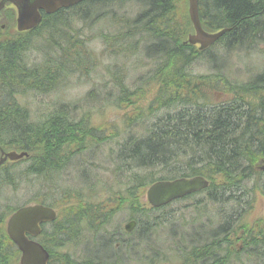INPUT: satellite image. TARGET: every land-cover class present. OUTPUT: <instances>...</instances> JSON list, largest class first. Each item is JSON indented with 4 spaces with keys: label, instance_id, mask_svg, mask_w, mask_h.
Returning a JSON list of instances; mask_svg holds the SVG:
<instances>
[{
    "label": "trees",
    "instance_id": "1",
    "mask_svg": "<svg viewBox=\"0 0 264 264\" xmlns=\"http://www.w3.org/2000/svg\"><path fill=\"white\" fill-rule=\"evenodd\" d=\"M134 1V5H139L140 11L136 12L134 18L125 16L119 21L126 26L124 31L121 27L120 30H122L115 36L102 34L104 43L111 52L122 53L125 58H130L131 55L140 57V43H145L147 38L150 44L148 43L147 49L146 44L144 45L146 56L155 58L157 62L148 80L158 96L146 110L151 113V111L169 107L170 111L161 115L146 116L147 118L155 117L153 122L146 126V130L151 126L148 130L149 136L139 138L134 136L119 143L115 158H119V162H126L127 167L143 168V178L135 189L139 186L140 190L155 179L200 175L210 180L209 186L202 191L206 193L204 195L206 200L218 201L223 205L222 201L240 200L234 194L240 189L237 187L238 184L247 175L258 174L255 164L264 157V68L254 78L241 85L234 87L229 85V90L234 94L233 99L219 105L206 106L204 105L206 98L198 90L201 78H195L190 73L189 75L188 68L185 66L193 61L196 55H212L214 46H221L228 51L244 49L248 52L264 44V0H198L199 19L205 30L217 31L230 27L229 31L203 51L186 43L187 34L192 32L187 13V0ZM116 3L123 5L125 2L124 0L120 2L118 0H84L73 7L44 15L37 28L26 32L16 31L15 12L9 3L0 10V24L6 25L4 30L0 29V147L16 151H43L41 155L33 157L35 164L30 167H27L26 158L2 164L0 190L10 186L16 188L19 180L30 174L46 172L44 177H47L49 171L58 172L59 168H63L69 161V157L65 154L63 163L54 166L53 162L61 160L58 156L60 146L66 143L82 147L84 143H87L84 138L82 139L85 131L82 137L79 133V129L83 126L78 123L70 124L61 116L67 117L69 110L75 111L70 105H62L55 112L50 113V115L55 113L60 115L56 114L38 124L29 120L27 108L15 100L14 95L27 89L40 93L49 92L59 78H56V75L61 69H64L66 73H74L81 66L82 58L90 62L94 60V56L84 52L85 40L79 29L74 28L73 22L81 21L86 26H90L105 20L108 17L104 12ZM93 13L95 17L89 19ZM8 30L9 32L6 33ZM34 35L43 37L44 42H48L46 49L43 50L44 53L48 54V47L55 49L54 65L50 64V59L43 62L41 66L25 67L23 65V50L28 47L29 39ZM60 58L65 61L64 67L57 61ZM172 71L175 73L170 75ZM114 84L118 91L119 105L131 106L133 90L125 88L121 77H114ZM90 94H93V90ZM170 97L175 99L172 101ZM173 103L181 104L179 108L171 111ZM186 103L189 104L187 108H184ZM93 135L96 136L92 138V143L95 144V141L99 139L94 133ZM251 136H255V140ZM106 139V137L102 138L101 142ZM16 167L19 170H15ZM155 171H162L164 174L157 176L154 174ZM258 188L264 192V182ZM58 189L61 197L62 190ZM129 199L130 202L123 204H128L131 215L135 214L137 206H140V210L145 213L154 211L149 207L142 208L138 194L135 198ZM31 201L56 206V203L39 197ZM246 203H249V198L238 203L241 205L239 210H236L237 205L233 204L232 209L227 211L235 213L236 216L234 228L225 235V238L230 240L231 233L236 236L242 235L239 228L245 227L250 233L255 230V236L252 234L245 236L247 241L254 240L251 241L254 245L264 240L262 239L264 230L254 229L255 227L242 220L241 210L249 205ZM96 207V212H73L65 218L60 214L54 222L43 229L40 240L50 252L49 264H75V259L69 253H56L54 249L63 247L67 242L77 238V231L84 229L81 226L82 222L86 224L88 231L93 233L96 241H106L108 244L104 251H94L98 259L107 260L104 261L106 264H110L112 253L117 254L124 249H127L128 253L137 254L138 259L146 257L140 254V241L143 240L154 249L153 242L148 239L156 238L153 231L155 221L151 223L150 220H143V217H140L142 231L140 237L143 238L139 240L132 238L133 233H130L131 237H129L121 229H117L116 236H108L101 234L103 230H98L97 227L89 230L86 223V221L98 222L103 218L100 206L96 205ZM15 208L10 206L8 210H0V264H17L19 251L4 230L5 218ZM222 212H225L224 209ZM72 217L75 218L74 221L70 220ZM103 225L104 223L99 227ZM181 238V240L184 239V237ZM115 241L120 243L118 251L113 249ZM262 250H264V244ZM186 255H188L187 252ZM256 256L264 257V254L258 253ZM186 257L182 259V264H197L196 262L186 263ZM149 259L151 260L149 263H152L157 261L159 256L155 254Z\"/></svg>",
    "mask_w": 264,
    "mask_h": 264
},
{
    "label": "rangeland",
    "instance_id": "2",
    "mask_svg": "<svg viewBox=\"0 0 264 264\" xmlns=\"http://www.w3.org/2000/svg\"><path fill=\"white\" fill-rule=\"evenodd\" d=\"M120 1L118 0V2ZM124 2L123 5H121L123 2L116 3L106 9L104 14L108 18L104 21L101 19L102 21L90 26H86L81 21L73 22L74 28L79 29L85 40L84 52L94 56L91 63H89L90 60L82 58L83 64L74 73H66L64 69H61L56 75V78H59L49 92L40 93L24 89L25 91L22 90L14 95L15 100L27 108L30 115L29 120L38 124L56 114L60 115V113L51 115L50 113L55 112L62 105H70L75 111L69 110L67 117L61 116L70 124L78 123L83 126L79 129V133L82 137L83 131H85L82 139L84 138L87 143H84L82 147H76L74 144L60 146L58 150L60 156H58L62 161L53 162L54 166L63 163L65 154L69 157V161L65 162L66 165L59 168L58 172L49 171L47 177H44L46 172L30 174L20 179L16 188L10 186L0 190V204L2 205L0 210H8L10 206L17 207L38 197L52 203L62 201L64 208L76 204V200H91L94 204L108 201L101 207L107 212L108 218H102L100 221L105 225L97 228L103 231H115L123 228V224L130 214L128 204L123 205V203L130 202L129 198H135L136 194L141 202L146 203V188L139 190L138 186L135 189V186L140 184L139 179L143 178V168L127 167L125 166L126 162H119V158L117 159L115 156L118 150L117 142L123 141L127 136L125 131L127 126L122 125L129 123L121 124L119 121L126 120L127 115L128 119L133 118L134 113L130 108H140V114L144 115L148 103L152 104L157 99V91H154L152 86H144L145 79L150 78L151 74L149 73L157 62L155 58L146 56L144 45L146 44L147 49L149 43L147 38L145 43H140V57L131 55L130 58H125L122 53H113L106 47L102 34L115 36L122 30H120L121 27L124 31L126 26L119 21L125 16L134 18L136 12L140 11L139 5H134V0H124ZM112 13H114L113 16ZM111 16L113 22L108 20ZM92 17H95L94 13L89 19ZM47 45L48 42H44L43 37L31 36L28 47L22 53L23 65L25 67L41 66L48 59H50V64L54 65L55 49L48 47V54L44 53L43 50ZM147 51L149 52V49ZM212 52V55H196L194 60L185 66L188 67V72L193 77L201 78L208 83V87L203 88V92L207 95L206 100L209 103L229 100L231 93L228 85L234 87L245 83L248 79L258 75L259 71L264 68V44H260L258 48L248 52L244 49L228 51L221 46H214ZM57 61L64 67L63 59L60 58ZM120 73L125 74L126 87L133 89V102L127 109L119 108V103L116 102L118 101V91L113 87L114 77ZM224 85L225 87H223ZM91 90H93V94H90ZM140 91L142 92L141 96ZM179 107L180 105H177L173 109ZM164 108L157 111L155 115L170 111L169 107ZM173 109L171 108V111ZM149 119L147 122H140V127L135 126L131 130L137 133L135 137L149 136L148 129L151 126L147 128V133L144 129L147 123L152 122L151 120H154L155 117ZM92 125L96 128L95 132ZM93 133L99 139V141H95V144L92 143ZM105 137L107 139L101 142V139ZM251 138L255 140V136H251ZM33 164H35L34 160L28 162L27 167ZM14 169L19 170L17 167ZM256 170L258 174L247 175L238 184L237 187L240 189L234 193L235 196L239 197V192L244 191L245 193L243 197L240 195V200L222 201L223 205L218 201L206 200L204 198L206 193L200 192L188 198L176 200L169 206L154 209L153 212H140L142 219L150 220L151 223L156 222L154 230L156 238L148 239L153 242V250L145 240L140 241V254L146 255V257L138 259L137 256H134L132 264H182L186 252H189L188 249H185V245H188L185 244L186 233L190 232L189 230L194 232L195 229V231H202L203 223L208 220L212 221L210 223L212 228L216 227L220 223L219 215L222 213V209L225 211L224 214L229 215L230 212L227 211L232 209L233 204L237 205L236 210L241 208L238 203L242 199L249 198V203H246L249 205L241 210L242 220L247 224H255L256 229L264 230V192L258 188L264 182V168L259 163ZM154 174L161 176L164 172L155 171ZM58 188L62 190L61 197ZM117 204L119 206H116ZM143 208L148 207L144 205ZM111 210H113L112 213H110ZM70 220L74 221L75 218L72 217ZM81 226L84 228L83 231H88L84 222L81 223ZM175 231L176 235L174 236ZM135 236L137 234L134 231L132 238H136ZM89 237L85 236L86 239ZM181 237L184 239L181 240ZM140 239L142 238L140 237ZM81 246H84L83 243L79 244V247ZM77 248L78 245L75 241L69 242L62 248L61 253H69L74 258ZM250 251L247 249L245 253L241 252V255L234 252L233 256H230L224 264H243V262L245 264H264V257L256 256L258 253L264 254V250ZM155 254H158L159 259L149 263L151 261L149 257H154ZM183 255L185 256L183 257Z\"/></svg>",
    "mask_w": 264,
    "mask_h": 264
},
{
    "label": "water",
    "instance_id": "3",
    "mask_svg": "<svg viewBox=\"0 0 264 264\" xmlns=\"http://www.w3.org/2000/svg\"><path fill=\"white\" fill-rule=\"evenodd\" d=\"M10 2L16 9V28L24 31L36 26L41 19V11L53 13L59 8L75 5L83 0H0V9L5 2ZM188 14L192 22L194 33L188 36L190 44H199V49H205L215 42L225 31L206 32L202 29L197 11V0H188ZM25 152L10 151L4 153L0 163L9 158L15 160L25 156ZM207 186V181L200 176L181 177L173 180H161L153 183L146 192L148 202L153 206H160L185 194L200 190ZM54 211L43 205H27L18 208L7 221V233L21 250L19 264H46L48 253L37 242L29 239L27 234L36 235L39 223L52 220ZM133 222L126 225L130 229Z\"/></svg>",
    "mask_w": 264,
    "mask_h": 264
},
{
    "label": "flooded vegetation",
    "instance_id": "4",
    "mask_svg": "<svg viewBox=\"0 0 264 264\" xmlns=\"http://www.w3.org/2000/svg\"><path fill=\"white\" fill-rule=\"evenodd\" d=\"M174 73L175 72L172 71L170 72V75H173ZM172 98L175 99V97H170L169 99L172 100ZM223 102L224 101H216V102L210 103V106L219 105V104H222ZM180 104L181 103H179L178 105ZM187 104L189 103L185 104L186 108H187ZM175 106H177L176 103L175 104L173 103L171 105V108L173 109V107ZM122 122L128 123L129 121L128 119H126V120H122ZM29 159H30L29 161H32L33 158L30 157ZM260 162L264 164V159H261ZM238 194H239V197L240 195H242V197L245 195L244 192H239ZM76 202L83 204V205L78 206L76 212H80V213H83L86 211L96 212V204H94L93 201L77 200ZM86 203H89L90 205H86ZM137 207H138L137 210L135 209V214L132 215L134 217L131 218L136 221V225L131 231H124L122 229V232H125V234L130 236V233L134 234V231H135L137 234V236L135 237L139 240L140 239V206H137ZM219 216L221 217L220 223L216 227L212 228L211 227L212 225L210 224L212 223V221L208 220L207 222L203 223V227H201L203 228L202 231H195L196 230L195 229L194 232L193 231L187 232L185 236V239H186L185 244H188V245L187 246L185 245V248L188 249L189 254L187 255L186 263L196 262L197 264H224L225 261L229 260L230 256H233L234 252H236L238 255H241L242 253H245L247 249L249 251L251 250L250 252L263 251L262 248H263L264 240L259 241L256 244L252 245L251 241H254V240L247 241L245 238L247 234H249V236L250 234H252V236H255L256 234L255 230L252 231V233H250V232H247V228L241 227L239 229L242 235L236 236L233 233H231L230 240L226 239L225 235L229 233L232 228H234V222H235L236 215L235 213H231V212L229 213V215H226L222 212ZM86 223L90 227V230H93L94 228L99 227L103 224L101 221H98V222L94 221L93 223H91L90 221H86ZM86 234L87 232L85 231H77L76 233L78 246L80 243H83L84 246H81L78 248V254L75 256L76 258L74 257L75 264H106V262L104 263V261H107V260H105L104 258L98 259L96 254L94 253V249L96 250L99 249L98 251L100 252L104 251L106 248L105 246H108V244H106V241H96L94 239H86L85 238ZM89 234L93 235L92 232H89ZM101 234H106V232H102ZM111 234L114 236L117 235V233L114 231H112ZM92 237L94 238V235ZM119 244H120L119 241L113 242V245H114L113 249L118 251ZM99 245H101V247ZM127 258H128V250L124 249L122 251H118L117 254L112 253L111 260L109 262L110 264H125ZM243 264L245 263L243 262Z\"/></svg>",
    "mask_w": 264,
    "mask_h": 264
},
{
    "label": "bare ground",
    "instance_id": "5",
    "mask_svg": "<svg viewBox=\"0 0 264 264\" xmlns=\"http://www.w3.org/2000/svg\"><path fill=\"white\" fill-rule=\"evenodd\" d=\"M154 33V32H153ZM150 44V43H149ZM26 51V50H25ZM25 57V56H24ZM220 58H221V56H220ZM219 58V59H220ZM225 58V57H224ZM223 61V60H222ZM221 61V62H222ZM215 62V61H214ZM190 64V63H189ZM188 66V65H187ZM211 67V66H210ZM188 68V67H187ZM212 69H214L213 67H212ZM225 69V68H224ZM166 71H168V70H166ZM224 71V70H223ZM214 72V71H213ZM168 73V72H167ZM217 75V74H216ZM180 88V87H179ZM172 100H173V98H172ZM176 101V100H175ZM179 101V100H178ZM188 102V101H187ZM178 103V102H177ZM185 107V106H184ZM191 109V108H190ZM245 110V109H244ZM249 111V110H248ZM186 112V111H185ZM254 114V113H253ZM187 115V114H186ZM246 115V114H245ZM263 116V115H262ZM222 118V117H221ZM250 118V117H249ZM222 120H223V118H222ZM225 121V120H224ZM262 121V120H261ZM250 123V122H249ZM245 124V123H244ZM244 129H246V128H244ZM92 130V129H91ZM251 132V131H250ZM87 133V132H86ZM147 133V132H146ZM93 135V134H92ZM137 136V135H136ZM141 136V135H140ZM95 137V136H94ZM95 140H97V139H95ZM102 140V139H101ZM252 140V139H251ZM89 141V140H88ZM62 144V143H61ZM66 144V143H65ZM66 147V146H65ZM68 147V146H67ZM57 148V147H56ZM75 148V147H74ZM257 148V147H256ZM59 150V149H58ZM62 151V150H61ZM60 153V152H59ZM63 153V152H62ZM72 154V153H71ZM60 156V155H59ZM70 156V155H69ZM77 165V164H76ZM53 168V167H52ZM82 169V168H81ZM88 169V168H87ZM136 175V174H135ZM142 178V177H141ZM139 181H140V179H139ZM138 183V182H137ZM95 194V193H94ZM144 212V211H143ZM137 219V218H136ZM144 220V219H143ZM100 224V223H99ZM155 226V225H154ZM72 227V226H71ZM203 229V228H202ZM207 229V228H206ZM60 231V230H59ZM150 231V230H149ZM154 231V230H153ZM189 231H191V230H189ZM151 232V231H150ZM152 233V232H151ZM69 234V233H68ZM187 234V233H186ZM66 235V234H65ZM100 235V234H99ZM191 236V235H190ZM124 237V236H123ZM196 237V236H195ZM143 238V237H142ZM194 238V237H193ZM71 239V238H70ZM182 239V238H181ZM101 240V239H100ZM151 240V239H150ZM196 240V239H195ZM193 241V240H192ZM197 241V240H196ZM182 242V241H181ZM88 243V242H87ZM86 243V244H87ZM102 243V242H101ZM177 243V242H176ZM100 244V243H99ZM107 244V243H106ZM137 244V243H136ZM193 244V243H192ZM197 244V243H196ZM135 245V244H134ZM171 245V244H170ZM191 245V244H190ZM86 246V245H85ZM87 246H89V245H87ZM98 246V245H97ZM100 247H101V245H99ZM103 246V245H102ZM187 246V245H186ZM191 247V246H190ZM79 248V247H78ZM84 248V247H83ZM98 248V247H97ZM180 248V247H179ZM101 249V248H100ZM107 249V248H106ZM186 249V248H185ZM87 250V249H86ZM96 249H94V251H95ZM99 250V249H98ZM153 250V249H152ZM192 250H194V249H192ZM138 251V250H137ZM84 252V251H83ZM92 252H93V250H92ZM100 252V251H99ZM108 253V252H107ZM139 253V252H138ZM189 253V252H188ZM84 254V253H83ZM93 254V253H92ZM131 254V253H130ZM194 254V253H193ZM185 256V255H184ZM187 256V255H186ZM193 256V255H192ZM140 257V256H139ZM76 258V257H75ZM75 262V261H74ZM69 264V263H68Z\"/></svg>",
    "mask_w": 264,
    "mask_h": 264
}]
</instances>
